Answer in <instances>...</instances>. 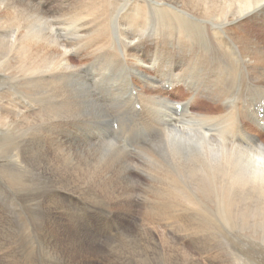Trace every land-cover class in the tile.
I'll return each instance as SVG.
<instances>
[{
    "label": "bare ground",
    "instance_id": "obj_1",
    "mask_svg": "<svg viewBox=\"0 0 264 264\" xmlns=\"http://www.w3.org/2000/svg\"><path fill=\"white\" fill-rule=\"evenodd\" d=\"M125 65L154 93L146 110L127 77L122 103L154 124L130 138L113 123L119 144L158 136L137 167L80 138L111 135L91 87ZM262 135L264 0H0V264H94L77 261L88 246L106 264H264ZM136 182L147 218L128 212ZM98 195L134 223L103 247L77 208L102 210Z\"/></svg>",
    "mask_w": 264,
    "mask_h": 264
},
{
    "label": "rangeland",
    "instance_id": "obj_2",
    "mask_svg": "<svg viewBox=\"0 0 264 264\" xmlns=\"http://www.w3.org/2000/svg\"><path fill=\"white\" fill-rule=\"evenodd\" d=\"M28 1V0H27ZM20 3H22V2H20ZM10 16H12V17H10ZM11 18H12V20H11ZM14 16L11 14V13H9L8 15H7V17H5V22H7L6 23V25L8 26V29H10V31H12V30H14V28H16V26L14 25ZM7 20V21H6ZM8 20H10V21H8ZM8 22H10V23H8ZM14 27V28H13ZM106 50H108V49H106ZM109 50H111V49H109ZM79 59H81V60H79ZM83 59V60H82ZM71 61L73 62V63H75L74 65L76 66V67H81L82 66V63L84 64V65H86L87 63H89V62H91V60L90 59H88V57H83V58H79V57H76L75 55H72V58H71ZM85 61V62H84ZM88 61V62H87ZM138 65H140V62H138L137 63ZM82 66V69H83V71H85V69H87V66ZM141 66H144V65H142L141 64ZM176 66V65H175ZM124 68V73H122L121 74V76H119L118 78H119V81L115 84L114 83V81H115V78L113 77L112 78V72H113V70H111V69H106V75H107V77L110 79V81L109 82H107V84L106 83H104V85H100V86H95V85H92V90H93V92H94V94L96 95V103H97V105L99 106V107H101L102 109L104 108V110L106 111V110H108V112H109V114H112V115H110L111 116V130H112V133H111V135L109 134L107 137L106 136H104L102 133H104V132H102V131H98L97 133H99V134H97V133H95L96 134V136L94 137V133H90V135L93 137V139H92V137L91 138H88V137H86V138H83V137H80L81 139H84L85 141H87V142H91L92 144H101L102 142H104V141H106V140H111V141H113L115 144H117V145H119V146H121V147H123V148H125V149H129L130 150V156L131 155H133V156H131V158H132V160L134 161V165L137 167V165L139 164V163H143V161H142V158L144 159V157H142L140 154H139V151L140 152H142V150H148V149H150V148H153L152 146H153V143H155V140L154 139H156L158 136H156V134H152V138L150 139V138H148V139H146V138H140L141 139V141H139V140H133L132 139V143H127V144H119L118 142H116L114 139H113V133H114V131H113V123L115 122V121H117V122H119L120 123V125H121V130H122V134H124V135H128L130 138H131V136L132 135H138V133H140L141 132V130H143L145 127H146V129H150L149 127L152 125V124H154L153 122H151L152 120H151V118L149 117V120L148 121H143V122H141L140 123V125L142 124V126H137V123H135L134 122V120L131 118V116L129 115V112H128V106L125 104V103H122V99H123V97H124V95L127 93V91H128V86H127V83L125 82L128 78H129V76L130 77H132L133 78V80H134V84L138 87V89H139V92H140V98H141V100H142V102H143V105H144V107L146 108V110H148L147 108V105H148V97H150V96H154V93H153V91L152 90H150L151 88L145 83H143V81L142 82H137V80L135 79V77H134V75H133V72H131V70L132 69H130L129 70V68L125 65V66H123ZM128 69V70H127ZM111 72V73H110ZM124 75V76H123ZM144 75H146L145 77H148V76H154V77H156L157 75H154V74H151L150 73V71L149 70H145L144 71ZM128 77V78H127ZM88 78L90 79V77L88 76ZM127 78V79H126ZM121 79V80H120ZM157 79H160V78H156V80ZM161 80H164V79H161ZM111 83H113L112 85H111ZM95 86V87H94ZM102 89H101V88ZM116 87V88H115ZM112 88H114V89H112ZM118 88V89H117ZM141 88V89H140ZM97 89V90H96ZM101 89V90H100ZM104 89V90H103ZM165 89H167V90H169V87L168 86H166L165 87ZM103 90V91H102ZM106 90V92H104ZM110 90V91H109ZM102 91V92H101ZM107 91H108V93H107ZM112 91V92H111ZM121 91V92H120ZM142 91V92H141ZM162 95V94H161ZM142 96V97H141ZM170 97V95L168 94V98ZM185 97H187L186 96V94L183 92V93H180V94H177V95H172V97H170V101L173 103V104H176V103H178V102H181L182 100V98L184 99ZM116 99V101H114L115 99ZM164 98H166L167 99V97H164ZM114 99V100H113ZM118 99V100H117ZM121 99V100H120ZM120 100V101H119ZM101 101V102H100ZM101 103V104H100ZM205 101H204V99L202 100V102H200L199 104L200 105H202V106H200V107H198V111H199V108H206V107H208V105L205 103ZM110 105V106H109ZM112 105V106H111ZM118 105V106H117ZM122 105V106H121ZM124 105H125V108H124ZM127 106V107H126ZM121 107V108H120ZM117 109V110H116ZM127 110V112H126V110ZM110 110V111H109ZM119 113H118V112ZM120 111H121V113L122 114H120ZM149 112V111H148ZM115 113V114H114ZM124 113V114H123ZM120 115V116H119ZM118 117V118H117ZM120 117V118H119ZM123 117L125 118V119H123ZM122 119V120H121ZM132 119V120H131ZM124 120V121H123ZM151 120V121H150ZM113 121V122H112ZM129 122V123H128ZM148 122V123H147ZM144 123V124H143ZM151 123V124H150ZM131 126V127H130ZM81 127V126H80ZM123 127V128H122ZM138 127H142V128H138ZM95 127H93V129H94ZM97 128V127H96ZM114 128L115 129H117V125H114ZM89 129H90V127H89ZM132 129H134V130H132ZM97 130H98V128H97ZM97 130H95V131H97ZM91 131H92V128H91ZM135 131V132H134ZM156 136V137H155ZM109 137V138H108ZM138 137H139V135H138ZM257 137H259V136H257ZM262 138H260V139H262L263 141H264V136L262 135L261 136ZM96 138V139H95ZM105 138V139H104ZM144 139H146V140H144ZM94 140V141H93ZM152 140H154V141H152ZM134 141V142H133ZM136 141V142H135ZM146 142V143H145ZM150 144H152V145H150ZM141 145V146H140ZM144 145V146H143ZM146 145H148V146H146ZM139 146V147H138ZM148 147V148H147ZM131 148V149H130ZM135 149V150H134ZM133 151V152H132ZM144 152V151H143ZM137 155V157H136V155ZM140 158H141V160H140ZM136 160V161H135ZM3 170V171H2ZM4 169H1L0 170V178L2 179V180H4V181H6L8 178H7V172L5 171ZM136 185H138V186H136V197H135V199H134V206H133V209L132 210H128V208H127V206L126 205H124V207H123V205H121V206H117L116 205V203H114V201L112 200V202H111V199L109 200V199H105V196L104 197H102L101 195H98V199H99V204H100V206L102 207V210H99V211H94V210H89V208L88 207H84V206H82L81 207V205H80V203H78V205H77V208H78V210L80 211V213L82 214V216L83 217H85V218H87V219H90V221H91V223L93 224V229H94V231L95 232H97V233H99L100 235H101V237H99V239L98 240H100V243H99V245L101 246V247H103L104 246V234L106 235V234H109V233H113L114 232V234H116V235H119L120 233H121V229L122 228H125V227H127V226H134V223H132L133 222V220H131L132 218H126L125 217V213L124 212H126L127 210H128V212L129 213H131L130 215H134V219H140V218H142L143 216L145 217V218H147L148 216H146L148 213L146 212V210H145V207L143 206V202H142V198H140V192L139 191H141V188L139 187V184H138V182H136ZM138 187V188H137ZM101 200V201H100ZM104 200H106V201H104ZM110 202H109V201ZM136 201H138V202H136ZM140 201V202H139ZM108 203L110 204V206L108 205ZM112 203V204H111ZM150 203V202H149ZM104 207H103V206ZM110 207H108V206ZM139 205V206H138ZM114 206H115V208H114ZM142 206V207H141ZM108 207V208H107ZM111 207H112V209L114 210H112L111 209ZM88 208V209H87ZM105 208V209H104ZM117 208V209H116ZM134 209H136V210H134ZM83 210V211H82ZM86 210V211H85ZM112 210V211H111ZM117 210H119L118 212H117ZM133 210H134V212H133ZM145 212H144V211ZM94 211V212H93ZM107 212L106 214L107 215H105L106 217H104V214L102 215L103 216V218L102 217H100L101 215L99 214V213H103V212ZM137 211V212H136ZM85 212H86V214H85ZM94 215H93V214ZM85 214V215H84ZM100 215V216H98V215ZM142 214V215H141ZM95 216V217H94ZM110 216H113V218L112 219H110L111 220V223L110 224H104L103 225V223L101 222V221H98V220H96V219H104V221L106 222V220H105V218H107V217H110ZM124 216V217H123ZM94 217V218H93ZM98 217V218H97ZM93 218V219H92ZM152 219H154V217H151ZM59 220H61L60 218H59ZM113 220H114V222H113ZM147 220V221H146ZM145 221L146 222H149V221H152V220H149V219H145ZM117 222V223H116ZM106 226V227H105ZM105 227V228H104ZM114 227H115V229H114ZM108 228V229H107ZM103 229H104V232H103ZM106 229V230H105ZM114 229V230H113ZM111 231V232H110ZM88 249V250H87ZM85 254H84V253ZM81 254H80V256L79 257H77V261L78 262H85V263H87V262H90V263H94V264H106V261L104 260V255H103V253H101V254H97V253H95V251L93 250V249H91V247L90 246H88V248H86V250L85 251H83ZM103 252V251H102ZM89 254V255H88ZM100 255V256H99ZM102 258V259H101Z\"/></svg>",
    "mask_w": 264,
    "mask_h": 264
}]
</instances>
